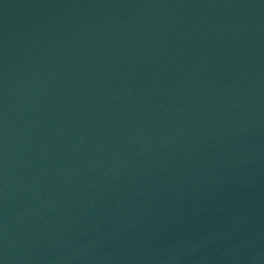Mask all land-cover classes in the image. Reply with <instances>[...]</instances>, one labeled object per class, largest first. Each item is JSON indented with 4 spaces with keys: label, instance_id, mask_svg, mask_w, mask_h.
<instances>
[{
    "label": "water",
    "instance_id": "1",
    "mask_svg": "<svg viewBox=\"0 0 264 264\" xmlns=\"http://www.w3.org/2000/svg\"><path fill=\"white\" fill-rule=\"evenodd\" d=\"M0 24L108 27L264 49V0H0Z\"/></svg>",
    "mask_w": 264,
    "mask_h": 264
}]
</instances>
